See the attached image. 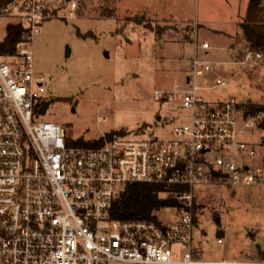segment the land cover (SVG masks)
I'll list each match as a JSON object with an SVG mask.
<instances>
[{
	"label": "built area",
	"instance_id": "built-area-1",
	"mask_svg": "<svg viewBox=\"0 0 264 264\" xmlns=\"http://www.w3.org/2000/svg\"><path fill=\"white\" fill-rule=\"evenodd\" d=\"M53 5L0 0V16L31 29L13 55H0V264H264L209 260L205 232L195 237L197 186H264V111L246 115L235 96L203 94L214 88L199 80L214 70L200 56L210 42L195 34L191 69L155 90L187 111L172 137L149 135L146 124L100 145H74L61 123L40 118L47 76L27 46ZM174 24L179 31L167 39L188 40L182 20ZM135 183L159 184L179 202L151 216L114 217L115 201ZM168 211L176 218H164Z\"/></svg>",
	"mask_w": 264,
	"mask_h": 264
},
{
	"label": "rangeland",
	"instance_id": "rangeland-1",
	"mask_svg": "<svg viewBox=\"0 0 264 264\" xmlns=\"http://www.w3.org/2000/svg\"><path fill=\"white\" fill-rule=\"evenodd\" d=\"M53 1L50 15L27 46L34 51L36 71L47 76L48 92L41 100L47 108L40 118L61 123L73 141L94 140L119 129L133 135L146 124L152 125L149 135L172 137L187 111L155 90L170 87L174 74L191 69L195 34L200 43L211 44L200 49L214 67L199 77L214 87L203 90L207 98L235 96L244 107L264 102L262 55L245 52L239 38L229 40L239 42L236 46L228 43V32L242 34L239 21L251 0H76L73 15L69 0ZM110 3L117 6L115 16L103 12ZM175 20H183L188 40L167 39L179 31ZM10 21L16 20L0 16V41ZM219 77L226 84H217ZM196 191L198 201L210 205L195 229L197 241L205 232L203 257L262 259L264 186L202 184ZM164 218L176 216L168 211Z\"/></svg>",
	"mask_w": 264,
	"mask_h": 264
},
{
	"label": "trees",
	"instance_id": "trees-1",
	"mask_svg": "<svg viewBox=\"0 0 264 264\" xmlns=\"http://www.w3.org/2000/svg\"><path fill=\"white\" fill-rule=\"evenodd\" d=\"M103 12L108 16H115L117 6L115 3L105 5ZM243 35L248 41L250 51L261 53L264 60V0L261 2H253L249 5L247 14L240 22ZM163 27H161V30ZM31 32L27 25L11 21L7 24V33L5 38L0 41V55L11 56L18 48L19 43ZM87 35V34H85ZM45 101L41 102V105ZM240 107L245 111L246 115L256 113L260 110L264 111V102H249L246 107ZM264 125V121L262 123ZM126 134L125 130H113L94 139L86 140L83 137L72 140L68 137L69 143L74 145H100L108 140H112L117 136ZM176 197L167 196L163 193V187L159 184L151 183H135L130 184L127 189L117 198L113 206V215L118 218L151 216L152 213L166 205L178 203ZM210 207L208 201H198L195 203V218L198 221L200 215L205 212V208ZM262 259H264V251H261Z\"/></svg>",
	"mask_w": 264,
	"mask_h": 264
},
{
	"label": "crops",
	"instance_id": "crops-1",
	"mask_svg": "<svg viewBox=\"0 0 264 264\" xmlns=\"http://www.w3.org/2000/svg\"><path fill=\"white\" fill-rule=\"evenodd\" d=\"M261 1H262V0H258L257 2H261ZM251 3H253V0H251ZM251 3H250V4H251ZM250 4H249V5H250ZM249 5H248V7L246 8V14H247V10H248V8H249ZM246 14H245V15H246ZM245 15H244V17H245ZM244 17L240 18V21H239V25H240V26H241L240 22H241L242 19H244ZM179 19H182V18H179ZM182 21H183V20H182ZM10 22H11V21H10ZM241 28H242V27H241ZM215 30H218V31H220V32H223V30H219V29H215ZM227 34L229 35V36H228V38H229V39H228V43H230L232 46H236L239 42H243V47H244V46H245V47L247 46V49L245 50V52H247L248 54H249V53L252 54L253 51H250V49H249L248 41L245 39V37H244V35H243V30H242V34H241L240 32H236V33H229V32H228ZM234 34H236V36H235ZM235 37H236V38H239V40H238L239 42H237V43H236V42H235V43L233 42V43H232V42L229 41L230 38H235ZM243 47L240 49L241 51L244 50ZM240 50H239V52H240ZM239 52H238V53H239ZM237 56H238V54H237Z\"/></svg>",
	"mask_w": 264,
	"mask_h": 264
},
{
	"label": "water",
	"instance_id": "water-1",
	"mask_svg": "<svg viewBox=\"0 0 264 264\" xmlns=\"http://www.w3.org/2000/svg\"><path fill=\"white\" fill-rule=\"evenodd\" d=\"M184 28H185V27H183V29H184ZM46 108H47V105H44V106L42 107V112H43V114L46 113ZM217 220H218V221H221V217L218 216V217H217Z\"/></svg>",
	"mask_w": 264,
	"mask_h": 264
}]
</instances>
